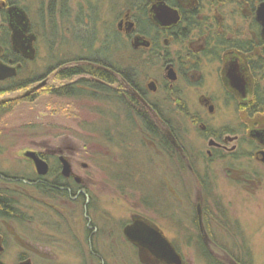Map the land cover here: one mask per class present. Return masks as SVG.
Masks as SVG:
<instances>
[{
    "label": "rangeland",
    "instance_id": "1",
    "mask_svg": "<svg viewBox=\"0 0 264 264\" xmlns=\"http://www.w3.org/2000/svg\"><path fill=\"white\" fill-rule=\"evenodd\" d=\"M228 1L221 11L223 15H214L233 34L244 33L249 19L243 17L236 0ZM51 3L49 17L48 0L43 4L38 0H23L37 34L36 56L13 79L31 78L27 80L31 85L0 95V102L25 95L31 100L18 103L0 118V170L9 176L18 174L30 178L31 164L21 155L27 149L63 157L69 167L70 163L79 165L82 159L94 168L88 174L91 179H88V193L95 201L89 208L93 224L98 228L89 237V246L95 255L88 252L86 237L77 228V219L69 216L77 214L71 205H62L63 212L51 214L42 202L46 198L37 199L28 187L16 197L14 186L8 184L6 192L18 198L19 210L18 218L9 221V225L15 228L20 239L19 244L6 239L0 264H148L122 234L123 227L137 217L150 220L161 230L177 248L182 264H207L192 224L198 192L207 251L219 264H264V167L253 159L254 149L245 146L248 154L238 159H206L203 157L206 142L198 138L197 128L189 127V114L169 98L163 110L169 124L181 135L185 128L192 134L185 140L187 145L184 144L193 155V172L186 165L176 167L179 162L175 156L152 150L146 136L148 129L137 114L127 120V113L112 99L116 86L121 89L120 96L126 98L128 86L122 78L106 83L84 72L61 81L56 74L63 68L88 65L83 59L73 61L76 57L89 51L99 50L103 54L108 50L110 60L133 71L138 82L148 77L161 79V62L154 57L150 59L145 51L133 50L129 39L116 30L118 19L126 12L125 0H52ZM211 13L208 10L203 16L212 17ZM100 57L104 59V55ZM216 66L204 60L198 70L205 78L207 90H213L209 82ZM104 69L112 75L110 69ZM87 81L107 86L109 95L89 97ZM65 84L79 88L82 95L61 98L46 91L57 90ZM183 86V103L193 113V105L197 104L194 93L198 90L192 84ZM156 97L160 98V94ZM166 182L179 198L170 194ZM38 209L47 212H38ZM38 214H51L52 226L43 229L44 233ZM57 215L70 217L72 227L67 223L63 226L64 219ZM81 244V249L74 248ZM20 246L42 249L35 253Z\"/></svg>",
    "mask_w": 264,
    "mask_h": 264
},
{
    "label": "flooded vegetation",
    "instance_id": "2",
    "mask_svg": "<svg viewBox=\"0 0 264 264\" xmlns=\"http://www.w3.org/2000/svg\"><path fill=\"white\" fill-rule=\"evenodd\" d=\"M236 1L241 6L243 17L249 19L248 29L244 33L242 31L237 34V32L236 35L228 30L229 28L226 29L225 24L219 22L214 15L217 13L223 15L221 11L229 2L228 0H138V2L125 0L126 12L117 22L116 30L122 32L129 39L131 48L136 51H145L150 59L154 57L161 62L163 69L160 80L148 77L144 82H138L136 74L128 68V78H122L128 86V89L125 90L127 93L125 104L120 101L121 89L118 86L113 88L112 99L119 105L117 107L121 111L128 114L127 120L137 114L148 129L146 136L149 138L147 141L152 150L172 158L175 156L179 162L176 167L186 165L190 172H193L191 164L193 155L186 146L187 141L185 140L192 134L185 128L181 135L169 124L164 115L166 111L163 113V110L166 109L164 102L169 98L180 110H185V113L189 114V127L197 128L198 138L206 142L207 148L203 157L208 160L216 157L238 159L248 154L245 149L247 146L254 149L253 159L264 167V29L263 25L256 20L255 14L258 5L264 0L257 2L254 8L251 7L248 0ZM38 2L43 4L45 0H38ZM51 2L52 0H48V10ZM12 8L22 10L27 16L28 27L26 31H22V36L23 40H26L30 34L35 35L34 58L37 34L23 0H0V63L16 68L17 76L23 66L31 60L24 57L22 51H16L13 48L10 25L13 24L17 31H20L21 27L14 23ZM208 10L212 12V17L203 16V13ZM221 19L224 18L221 17ZM172 47L177 49L172 51ZM204 60H207L208 64L215 63L217 65L215 73L212 74L214 77L209 82V86L211 84L213 90H207L208 85L204 82L205 78L201 72H198ZM113 62L115 67H119L118 61L114 60ZM111 72L114 81L121 78L119 71L113 67ZM169 72L172 79L168 78ZM195 72H198L199 75L194 76ZM16 76L0 82L12 80ZM182 84H192L194 89L198 90V93H194L198 106H196L197 104L193 105L195 106L193 113H190L186 109L187 104L183 103L184 86ZM66 85L69 84L60 87ZM157 93L160 94V98H155ZM218 117L224 119L218 121ZM38 154L48 165L47 173L44 175L37 174L32 163L26 159L31 164L30 178H27L29 177L27 175L19 177L18 174L9 176L0 170V243L3 248L2 252L6 248L7 238L18 244L20 239L15 228L11 224L9 225V221L18 218L19 215V210L16 208L18 198L16 200L11 193L6 192L7 187L5 186L10 184L14 186L12 190L16 191V197L21 196L20 193L22 190L24 191V187H28L37 199L46 198L42 199V202L47 209L49 208L48 213L63 212L62 205H71L73 212L78 215L69 216L74 220L77 219V228L86 237L88 252L94 254L91 245L89 246V237L91 239L98 228L93 224V217L89 215V208L95 201L88 193V179H90L88 174L94 168L88 166L89 164L81 159L79 165L73 166L70 163L71 167H69L68 173L64 174L61 160V158L64 159L63 157L55 154L50 157L41 152ZM164 165L167 166L165 161ZM242 174L245 172L243 171ZM244 179L248 178L244 177ZM165 185L170 194L176 196L175 198L180 197L167 182ZM195 199L192 224L196 228L198 238L206 240L207 234L202 224L203 212L199 192ZM95 207H97L96 204ZM38 212L47 211L38 209ZM51 214L36 216L43 233L45 232L43 229L48 230L52 226L49 224ZM58 217L64 219L63 226L66 227V223L70 225V217L66 218L61 215ZM135 220H141L161 233V230L150 220L137 217L123 227L124 239L138 251L141 257L145 258L148 264H163L147 250L140 249L125 237L124 228ZM43 235L46 236L47 233ZM48 236L50 237L49 234ZM82 246L81 244L74 248L81 249ZM26 247L20 246L21 249L35 253H39L38 251L42 249ZM44 252L48 253L49 251Z\"/></svg>",
    "mask_w": 264,
    "mask_h": 264
},
{
    "label": "water",
    "instance_id": "3",
    "mask_svg": "<svg viewBox=\"0 0 264 264\" xmlns=\"http://www.w3.org/2000/svg\"><path fill=\"white\" fill-rule=\"evenodd\" d=\"M12 11H14L13 19L15 25L21 27V30L17 31L13 24L10 25L12 28L11 42L13 48L16 51H22L24 57L32 60L35 55V50L33 48L35 35L30 34L26 40H23L22 31H26L28 27L27 16L20 9L12 8ZM255 14L256 20L263 25L264 29V1L258 5ZM16 74V68L0 63V81L9 77H14ZM168 78L172 79L170 72L168 73ZM21 155L24 159L32 163L37 174L44 175L47 173L48 165L39 156L37 151L27 149L24 150ZM61 160L63 173L67 174L69 166L64 159L61 158ZM197 214L200 216L199 211H197ZM123 232L130 243L136 245L140 249L147 250L157 261L163 264H182L181 256L171 242H169L157 229L151 227L147 223L141 220H135L130 225H127ZM2 250L3 248L0 243V253Z\"/></svg>",
    "mask_w": 264,
    "mask_h": 264
},
{
    "label": "trees",
    "instance_id": "4",
    "mask_svg": "<svg viewBox=\"0 0 264 264\" xmlns=\"http://www.w3.org/2000/svg\"><path fill=\"white\" fill-rule=\"evenodd\" d=\"M138 2V0H136ZM251 7L254 8L255 4L259 1L262 0H248ZM48 14L50 17L51 14V10H48ZM117 35V33H114ZM118 36V35H117ZM119 38V36H118ZM104 46V45H103ZM91 49V46H87ZM92 53V55H91ZM108 54H110V52H108V50H105V52H103V54L99 53V50H97L96 52H90L85 54L84 56H79L76 57V59H74L73 61H79V60H85V62H89L87 66H82V67H75V68H71V69H66V70H62L61 72H59L57 74V78L61 81H65L66 79L76 76V75H80L82 73H87L88 75L101 80L103 82L106 83H112L114 82V78L112 75L108 74L107 72H105L104 68H109L112 70H118L120 73L121 78H128V68H122V67H115L114 66V62L111 59V56H109ZM100 55H104V59H102L100 57ZM97 57V58H96ZM92 63L97 64L98 66H94L92 65ZM31 79V78H29ZM29 79H27L29 81ZM27 80L24 81H18L16 79H12L6 82H0V95H3L5 93H10L13 91H17V90H22L26 87H28L29 85H31L30 83H27ZM87 87L90 88V90L88 91V96L92 97V98H99V96L101 95H109V91L107 86L102 85L101 83L97 82V83H91V82H86ZM105 89V90H104ZM47 92H49L50 94H56L57 96L62 97H67V96H76V95H82V92L79 88H76L74 85H66L64 87H61L57 90H46ZM127 95V94H126ZM123 96H121L120 101L124 102L125 99L122 98ZM123 99V100H122ZM27 100H31L30 96H22L20 98H17L15 100H7V101H3L0 102V118L5 115L10 113L14 107L23 101H27ZM127 118L129 117L128 114L126 115ZM198 246L204 256V258L206 259V263L207 264H219V261L217 259H215L211 253L209 251H207L206 249V245H205V240L199 238L198 239ZM174 245V244H173ZM175 246V245H174ZM176 248V247H175ZM177 249V248H176Z\"/></svg>",
    "mask_w": 264,
    "mask_h": 264
}]
</instances>
